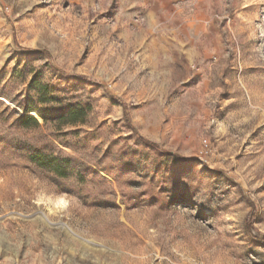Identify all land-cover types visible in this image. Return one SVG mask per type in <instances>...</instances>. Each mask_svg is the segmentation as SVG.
<instances>
[{
  "label": "rangeland",
  "instance_id": "374dc122",
  "mask_svg": "<svg viewBox=\"0 0 264 264\" xmlns=\"http://www.w3.org/2000/svg\"><path fill=\"white\" fill-rule=\"evenodd\" d=\"M263 240L264 0H0V264H264Z\"/></svg>",
  "mask_w": 264,
  "mask_h": 264
},
{
  "label": "trees",
  "instance_id": "16d2710c",
  "mask_svg": "<svg viewBox=\"0 0 264 264\" xmlns=\"http://www.w3.org/2000/svg\"><path fill=\"white\" fill-rule=\"evenodd\" d=\"M31 110V109H30ZM31 111H33V110H31ZM31 111H28V112H31ZM82 114H83V111L82 110H73V109H71V110H69L68 112H67V114H66V118L68 119V122L70 123V124H75V123H82L83 122V119L80 117V116H82ZM27 121H32L35 125H38L37 124V122L32 118V117H27V118H25ZM155 147V146H154ZM54 167V169L55 170H59L60 168H59V166L58 165H54L53 166ZM255 217L254 216H252L251 217V219L248 221V229L247 230H250V228H251V226H252V220L254 219ZM248 232V234L250 235V237L253 239V240H256V241H260L257 237H254L251 233H250V231H247ZM261 242V241H260ZM263 242H264V240H263Z\"/></svg>",
  "mask_w": 264,
  "mask_h": 264
}]
</instances>
